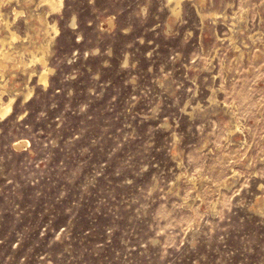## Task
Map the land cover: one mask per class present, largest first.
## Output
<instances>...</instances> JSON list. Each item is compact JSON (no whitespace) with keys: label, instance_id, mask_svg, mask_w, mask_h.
Instances as JSON below:
<instances>
[{"label":"rangeland","instance_id":"rangeland-1","mask_svg":"<svg viewBox=\"0 0 264 264\" xmlns=\"http://www.w3.org/2000/svg\"><path fill=\"white\" fill-rule=\"evenodd\" d=\"M41 1L0 0V264H264V0Z\"/></svg>","mask_w":264,"mask_h":264},{"label":"bare ground","instance_id":"bare-ground-1","mask_svg":"<svg viewBox=\"0 0 264 264\" xmlns=\"http://www.w3.org/2000/svg\"><path fill=\"white\" fill-rule=\"evenodd\" d=\"M62 1L63 0H42L41 2H43V4H45L48 7L49 11L53 12V11H56V10L61 8ZM167 1H169V3L171 4L172 12L174 14H180L181 9H182V2L184 0H167ZM170 4H168V5H170ZM14 12H15V14H18V11L16 9H14ZM215 17H216V15H215ZM1 21H4L3 23L5 25L7 32H8L6 36H4V37L0 36V68L5 70V68L7 67V62H9L11 59H13V54L11 53V48L8 49L7 46H12L18 40L19 35L11 28V23L9 22V20L0 19V22ZM71 26L73 28L76 27L75 17L72 19ZM50 29H53L55 32L57 31V28L55 26H52V25L50 26V24L48 23V30H50ZM47 46H48L47 44H41V45H38L36 47L34 46L35 47L34 50L28 51V55H29L28 61H26L23 58L22 59L20 58V61H18L19 63H21L25 67L40 66L41 67L40 71H34L33 70L30 73L29 78L34 79V77H37L38 84H41L44 86H47V84L49 82L48 77L53 71V69L51 67H49L48 61L46 58ZM16 63H15V65H16ZM35 73H37V74H35ZM5 95L6 94H5L4 90L0 91V116L9 115L12 112L13 104L15 102L14 96H10L7 100H5V98H4ZM235 129L237 130L236 127H235ZM233 131H231L232 134H233ZM16 145H18V143H16Z\"/></svg>","mask_w":264,"mask_h":264}]
</instances>
